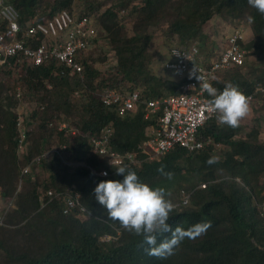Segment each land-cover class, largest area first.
Here are the masks:
<instances>
[{"label": "trees", "instance_id": "trees-1", "mask_svg": "<svg viewBox=\"0 0 264 264\" xmlns=\"http://www.w3.org/2000/svg\"><path fill=\"white\" fill-rule=\"evenodd\" d=\"M11 2L20 12L23 30L33 19L49 18L62 9L74 13L78 8L77 16L93 18L98 34L91 40L92 47L77 55L83 78L69 75L61 64L34 65L18 56L0 66V205L10 203L0 225V264H264L262 125L256 121L239 135L241 122L235 128L221 126L215 115L199 130L200 136L213 140L211 144L195 151L176 146L151 158L142 149L161 111L145 119L141 102L138 109L120 116L99 97L104 89L124 94L139 90L142 100L180 93L182 83L198 74L179 80L176 75L156 73L150 48L157 37H165L178 46L205 49V27L217 15L249 23L253 37L241 41L247 50L245 63L217 72L210 84L218 91L232 83L244 94L256 93L257 86L264 88V14L248 0H110L104 7L100 0H82L79 7L75 0ZM126 17H131V34ZM99 38L107 40L113 53L108 68L102 65L108 59L102 47L101 56L95 57ZM42 40L39 37L37 43ZM218 56L209 54L207 61ZM257 96L264 112L263 94ZM23 104L36 106L25 120L26 127L34 123V128L26 131L25 151L20 154L16 109ZM62 122L68 129H58ZM107 127L112 132L106 146L119 153H136L138 162L126 168L142 181L164 187L174 204L181 190L193 191L189 203L176 204L170 214L173 228L210 225L198 238H185L166 259L148 255L142 236L108 219L96 199L94 189L100 181L122 179L114 165L92 152L93 139H104ZM218 145L225 147L221 158L213 154ZM53 146L61 155L43 156ZM37 156L40 161H35ZM211 157L217 162L209 164ZM25 166L30 171L22 175ZM102 168L109 175L92 171ZM158 169L172 173V179ZM49 190L63 194L49 200ZM65 193L78 194L87 211L65 213ZM107 234L115 239L104 240ZM170 235L159 236L158 242Z\"/></svg>", "mask_w": 264, "mask_h": 264}, {"label": "built area", "instance_id": "built-area-1", "mask_svg": "<svg viewBox=\"0 0 264 264\" xmlns=\"http://www.w3.org/2000/svg\"><path fill=\"white\" fill-rule=\"evenodd\" d=\"M97 33L98 31L89 16L84 15L78 18L67 9H62L43 20H33L23 30L20 24L19 10L11 0H0V66L7 58L18 56L19 59L29 60L34 65L61 64L69 71V75H78L83 78V66L77 59V55L80 51L92 47L91 40L97 36ZM39 37H43V40L38 44ZM241 41H243L242 32L231 33L219 56L210 62L207 61V55H203L196 45L174 46L170 50L171 59L165 62V68L175 73L179 80L196 72L201 78V83H210L217 72L245 63L247 50ZM258 92L262 93L264 97V88L261 86H257L256 93L245 94L249 106L261 105L262 99L257 96ZM99 97L105 106L115 108L120 116L138 109L141 102L145 105V119H150L161 111L153 135L144 143L142 149L149 153L151 158L163 155L176 146L195 151L213 142L211 138H203L199 135L200 128L217 114L209 111L211 99L202 90L198 78L182 83L178 94L163 95L149 100H142L139 90L124 94L116 89H104L99 92ZM23 120L22 116L17 118V126L20 130L18 149L20 154L25 151L24 142L28 130L26 125L25 129L20 128ZM66 125V123H61L58 129H68L69 125ZM111 132L112 128L107 127L103 131L104 139H93L92 152L102 156L114 166L128 167L138 162L136 153H119L106 146ZM72 133H75L74 128ZM53 153L61 155L60 151L51 149L44 152L43 156ZM40 160L41 156L35 158V161ZM29 171L30 167L25 166L22 169V175ZM92 171L103 176L109 175L107 168H102L99 171L93 169ZM21 186L22 180L19 182V188ZM205 186V183L201 185L202 188ZM192 193L193 191L181 190L178 204H188ZM61 194L63 193H56L53 190L47 192L49 200ZM64 195L65 213L87 211L78 194L65 193ZM45 196L44 194L41 196L43 203ZM9 207L10 203L6 206L0 205V225L4 224V217ZM103 239L111 240L115 239V236L107 234Z\"/></svg>", "mask_w": 264, "mask_h": 264}, {"label": "clouds", "instance_id": "clouds-1", "mask_svg": "<svg viewBox=\"0 0 264 264\" xmlns=\"http://www.w3.org/2000/svg\"><path fill=\"white\" fill-rule=\"evenodd\" d=\"M248 3L264 14V0H248ZM92 21L94 23L93 18ZM197 78L202 90L212 97L209 101V111L217 114V123L221 126L238 127L250 111L246 95L232 83L226 84L222 91H218L212 84L201 83V78ZM216 162L215 157L208 161L209 164ZM114 168L116 175L122 179L100 181L94 189L96 199L106 209L108 219L118 222L126 231L142 236L148 255L166 259L174 254L185 238L196 239L210 227L208 223L200 222L186 229L180 226L173 228L168 221L176 206L168 198L170 193L164 187H154L142 181L135 171L125 166ZM158 171L172 179V173H163V169ZM165 233H171L170 237L158 242V237Z\"/></svg>", "mask_w": 264, "mask_h": 264}, {"label": "rangeland", "instance_id": "rangeland-1", "mask_svg": "<svg viewBox=\"0 0 264 264\" xmlns=\"http://www.w3.org/2000/svg\"><path fill=\"white\" fill-rule=\"evenodd\" d=\"M100 2L102 3L104 7L110 3V0H100ZM136 2H134V4H137ZM75 5L78 7L82 5V0H75ZM77 13H78V8H75L74 14L77 15ZM125 15H127V13ZM130 20H131V17L125 18V21H126L125 25H126L127 30L129 31V34L132 33ZM205 32L208 36L206 39L205 49H202L201 53L203 55L210 54V56L218 55L222 51L223 47L227 43V37L231 33L242 32L243 42H248L253 37V32H252V29L249 23H244L241 20L233 21L230 17L226 15L225 16H219V15L215 16L210 21L209 25L205 27ZM99 35L102 36V32H99ZM99 46L103 48L102 53H105L108 56L107 57L108 59L102 64L104 65V68H108L111 65L110 59L114 58L113 53L111 52L109 44L107 40H105V38H99L98 48ZM174 46H178V45H175L174 42H170L165 37H157L154 40L150 48V52L152 54V59H153L152 66L156 73L162 76L175 75V73L165 68V62H167L166 60L170 58V50ZM211 53L214 55H212ZM99 56H101L100 48L97 52H95V57L97 58ZM17 92H20V87L17 89ZM35 106L36 104H30V105L23 104L18 109H16L18 112V117L22 116L24 120L29 119L31 112L35 108ZM249 107H250V111L248 115L240 121L241 124L243 125V129H242L241 134L239 135H243L244 133L249 131L250 128L256 123V121H258V123L261 124L262 127L264 128V112L260 111L259 109L260 106L258 104L257 105L254 104L253 106H249ZM24 120H23L22 126H20V128L22 129L23 128L25 129ZM66 126H68V124ZM33 128H34V123L31 125L28 124L26 127V129H30V130H32ZM70 129L73 130V128H70ZM51 149H56L61 152V150L57 146H53L47 151H50ZM224 149L225 147L218 145L216 147V150L213 153L214 156L216 158H221L224 154ZM262 180H264V177ZM179 197L180 196H178V200L175 203V205L178 204L179 199H180Z\"/></svg>", "mask_w": 264, "mask_h": 264}, {"label": "crops", "instance_id": "crops-1", "mask_svg": "<svg viewBox=\"0 0 264 264\" xmlns=\"http://www.w3.org/2000/svg\"><path fill=\"white\" fill-rule=\"evenodd\" d=\"M170 58H171V57H170ZM170 58H169V59H170ZM169 59H168V60H169ZM252 106H253V105H252ZM18 188H19V185H18ZM19 189H20V188H19Z\"/></svg>", "mask_w": 264, "mask_h": 264}]
</instances>
